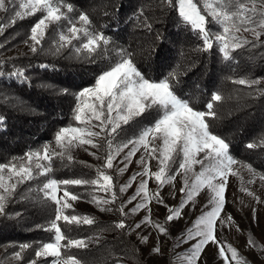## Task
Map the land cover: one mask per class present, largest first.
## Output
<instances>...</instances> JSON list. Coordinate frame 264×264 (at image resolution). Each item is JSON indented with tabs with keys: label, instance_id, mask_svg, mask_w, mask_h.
Instances as JSON below:
<instances>
[{
	"label": "trees",
	"instance_id": "16d2710c",
	"mask_svg": "<svg viewBox=\"0 0 264 264\" xmlns=\"http://www.w3.org/2000/svg\"><path fill=\"white\" fill-rule=\"evenodd\" d=\"M73 8L71 18L86 13L96 31L109 39L94 53L80 47H63L56 50L52 44L57 31L48 32L45 46L35 54L22 58H0V163L20 161L26 153L39 151L53 141L55 132L68 127L74 117V93L93 85L97 74L117 61L124 52L131 53L138 69L151 80L164 79L176 73L172 80L174 90L195 109L207 112L206 104L213 93L222 96L213 102L215 117L206 116L212 131L230 145V154L259 176L264 174V146L249 149V143L264 140V41L250 40L246 46L230 51L226 60L220 45L213 40V48L205 50L203 41L179 16L175 7L163 0H64ZM200 6L203 8L201 0ZM208 29L216 25L209 17ZM55 28V26L53 27ZM253 44L255 46H253ZM46 66V67H45ZM19 73H23L20 75ZM260 79L261 84L252 88L233 83L237 79ZM68 89L65 94L62 90ZM157 117L155 108L146 110L117 133L106 136L101 145L102 161L108 151L105 140L116 146L139 136L143 129L152 126ZM177 155V162L181 160ZM48 178L72 179L95 177L98 169L72 158L55 157ZM178 164L171 165L173 175ZM113 177L116 201L113 218L96 213L65 209V214L88 216L94 224L68 225L61 221L62 230L74 239L101 238L92 247L71 248L70 254L83 264H146L137 244L130 236V222L117 209L123 205L117 173L108 169ZM46 178L36 170L34 178L20 183L6 204V215H0V264H25L36 259V264L47 262L34 255L41 242L51 233L38 226H46L54 215L55 205L39 191ZM69 192L83 199L93 197L94 186L68 185ZM123 220L125 229L115 227ZM249 240L260 246L252 233ZM21 244L31 247L22 252L23 260L11 259ZM14 260V261H13ZM173 264L172 260L169 261Z\"/></svg>",
	"mask_w": 264,
	"mask_h": 264
},
{
	"label": "snow or ice",
	"instance_id": "6c2138e0",
	"mask_svg": "<svg viewBox=\"0 0 264 264\" xmlns=\"http://www.w3.org/2000/svg\"><path fill=\"white\" fill-rule=\"evenodd\" d=\"M163 3L175 7L182 20L197 32L203 41L205 50L213 48V40L218 42L220 51L226 60L231 59L230 51H235L243 47L249 41L242 40L238 33L250 32L255 40L259 41L261 35H264V0H205L203 8L199 0H163ZM6 4L14 7L11 11L14 18L23 19L27 16L40 13L38 21L29 29V39L33 42L30 50L33 53L38 51L37 46H41L42 41L48 34L47 30L51 24H58L62 20H67L66 29L62 28L57 35L56 50L71 45L74 40L83 42L80 48L88 53H94L101 45L109 44V39L102 33L89 31L87 26L91 25V20L86 13H79L74 19L65 16L63 8L72 12L70 4L64 0H21L17 5L16 0H0V11H10ZM22 11L15 10V7ZM211 20L221 26V31L215 36L210 34L208 25ZM10 22L15 23V19ZM79 24L85 27L77 26ZM2 31V29H0ZM253 46H255L253 44ZM123 55L110 64L107 68L100 71L95 77L94 83L90 87H85L74 93V120L79 125L86 127H62L54 134V143L56 149H50L45 145L39 151H30L20 158V162L15 160L0 163V215H6L5 207L10 197L15 193L19 183H23L34 178V169L40 176L46 179L42 182L39 191H41L46 200L52 201L55 205L54 215L42 230L50 232L52 235L46 242H41L34 251L36 258H53V264H83V262L70 254L71 248H86L87 245L82 239H74L67 235L60 225L63 221L68 225L81 223L92 225L93 218L88 216H77L65 214V209L71 207L68 200L76 201L81 197L76 193L69 192L67 187L63 188V196H59L61 186H95L98 190L105 193H111L109 199H97L93 197L98 206L114 204L116 201V192L114 191L113 177L105 171H99L95 177H78L72 179H54L48 178L52 171V162L55 157L64 158L68 150L75 144L91 145L93 148H103L104 145H98L94 141L101 136V133H107L108 136L117 133L121 125H127L136 117L141 116L146 109L155 108L157 117L151 127L143 129L138 137L128 139L123 144L116 146L107 139L108 151L104 157L105 169L113 167V160L123 149L127 148L124 159L131 161L139 148H143L147 156L157 159L159 170L152 174L158 186H162L166 180L174 179L175 175L183 172L185 175L192 171L193 164H201L202 171L196 176L193 184L185 181V187L181 188V193L187 201H191L203 187H207L211 193L212 208L205 214H202L195 222V231L192 238L201 239L195 245V251L191 254L189 264L199 258L204 246L209 243L216 244L219 255L223 257L226 264L236 261V264H247L242 258H239L238 252L231 245L221 244L215 235L216 222L220 217L225 205V191L227 187V177L229 174L235 175L232 166L237 164V160L230 154L229 143L218 134L212 131L211 125L205 119L206 116L215 117L212 111L213 102H220L222 96L219 93H213L211 100L206 104L207 112L195 109L190 102L178 96L174 90L172 80L176 73H169L167 77L160 80H151L138 69L132 59V54L121 50ZM46 67V66H45ZM23 75V73H19ZM233 83L252 88L261 84L260 79H237ZM65 94L68 89L62 90ZM260 91L264 93V88ZM95 121L97 123L93 124ZM91 126V127H87ZM92 128H99V131H93ZM151 140L157 138L162 140V145L157 149L151 144ZM131 145V147H129ZM249 149L264 146V140L259 143H249L246 145ZM159 152V155H157ZM204 153L202 159H196ZM182 154V155H181ZM181 155V160L177 162L175 157ZM69 161L72 159L68 154ZM35 161V163H34ZM208 164L205 166L204 162ZM144 166L142 172L130 177L135 181L136 176L149 177L148 161L143 157L139 161ZM178 164L177 171L169 175L171 165ZM250 171H253L248 165ZM126 170L121 169V171ZM260 179L264 180V174ZM218 181V183H214ZM251 182V181H250ZM131 187V183L120 186L119 191L124 192ZM187 189V190H186ZM246 191V189H243ZM252 195V193H248ZM137 196L141 197V202L130 210L131 214L143 210L154 200L157 204H164L159 191L152 194L149 198L147 191V179L141 181L136 195L128 203H131ZM184 201H182L183 205ZM102 211H111L112 209L101 207ZM122 215H129L124 212L123 205L117 209ZM182 210V209H181ZM180 210L169 208V214L166 217L168 222L178 219ZM231 217H229V220ZM143 223L151 224V209L148 208V215L144 217ZM115 227L125 229L126 224L123 220L117 221ZM135 227H141L137 223ZM163 235L167 229L161 225H154ZM192 231V230H190ZM143 242H147V237H143ZM250 246H254L251 240ZM31 247L29 244H21L20 250L15 253L19 260H23L22 252ZM230 253V258L226 254ZM153 252L159 253L160 249L153 248ZM25 264H36V259H28Z\"/></svg>",
	"mask_w": 264,
	"mask_h": 264
},
{
	"label": "rangeland",
	"instance_id": "374dc122",
	"mask_svg": "<svg viewBox=\"0 0 264 264\" xmlns=\"http://www.w3.org/2000/svg\"><path fill=\"white\" fill-rule=\"evenodd\" d=\"M20 2L21 0H16L17 5ZM201 3L202 6H204L205 0H201ZM6 6L10 11H0V29H2V31H0V58H22L27 55L31 56L35 54L30 50V46L33 42L28 38L30 35L29 29L38 21L41 14L36 13L35 15L27 16L23 19L14 18V13L11 11L14 6L11 4H6ZM15 10L22 11L18 6L15 7ZM62 11H64L67 18H71L66 8H63ZM12 19H15V23L10 22ZM214 23L216 29L212 30L213 36L221 31V26L215 21ZM67 24V20H62L58 24L53 23L50 25L47 33L52 30L57 31L56 36L52 41L53 45H56L55 41L58 33L62 28L66 29ZM54 26L55 28H53ZM77 26L85 27L79 23ZM237 35L240 36L242 40L246 39L249 42L250 40H255L250 32H242ZM47 37L48 34L42 41L41 46H37L38 50L42 46H45V39ZM261 40L264 41V35H261L259 41ZM82 42L83 37L81 40H74L71 45L65 47H79ZM244 46H246V44ZM262 82L264 83V80H262ZM92 123L95 124L97 122L93 121ZM71 124L72 125L70 126L72 127H86L85 125H79L74 120V117ZM123 125L124 124L121 126ZM92 130L99 131V128H92ZM105 136L106 133H101V136L94 142L101 145ZM149 139L151 144L157 149L162 145V140L159 138L155 140H151V138ZM48 146L50 149L59 151V149H56L55 147L54 139L48 143ZM129 147H131V145H129ZM127 151L128 149L125 148L115 156L113 167L110 169L117 173L120 186L126 183H131V187L122 192L124 212L130 213V210L141 202V197L137 196L131 203H128V201L136 195L138 186L144 179H147L149 198L152 197L153 193L159 191L164 201V204L161 205L153 200L147 208L139 210L134 214L130 213L129 215H125L130 222V236L137 244L144 262L146 264H170L169 261L172 260L173 264H189L191 254L195 251V245L201 239L200 237L192 238L195 231L194 222L202 214L207 213L212 208L213 205L210 202L212 193L207 187H203L199 191V195H195L191 201H187L181 193V188L185 187L186 180L188 184L195 183L196 176L202 171L201 164H193L192 171L187 173V175L181 172L180 174L175 175L174 179L170 181L166 180L162 186H158L154 176H152L153 173L159 170L160 165L158 160L148 157L145 150L139 148L129 162L124 159ZM68 154L74 159L95 166L99 171L106 172L108 170L103 167L104 163L102 161L101 148H93L88 144L78 145L74 143V145L68 150L65 158ZM157 155H159V152H157ZM203 156L204 153H200L196 159H202ZM142 157L148 161L149 177L136 176V179L133 182L130 180V177L143 171L144 166L139 163ZM204 164L207 166L208 162L205 161ZM125 165L126 170L121 171V169H125ZM232 171L235 175L229 174L227 177V187L225 191L226 202L223 211L216 222V239L225 246L231 245L235 248L238 252L239 258H242L247 264H264V180L260 179V176L254 171H250L249 167L238 161L237 164L232 166ZM214 183H218V181H214ZM243 189H246V191ZM91 193L93 194V197L97 199H109L111 197L110 192L105 193L97 188L91 190ZM248 193H252V195H249ZM58 195L63 196V186H61V191ZM93 197L90 200L83 198L76 201L68 200V203L71 205V209L96 213L104 218H113V204L98 206L94 202ZM182 201H184L183 205ZM101 207L112 210L102 211ZM148 208L151 209V224L143 223L144 217L148 215ZM169 208L180 210L178 219H174L171 222L166 220V217L169 214ZM229 217H231L230 220ZM137 223L141 224V227L138 229L135 227ZM154 225L165 227L167 229L166 234L162 235ZM249 233L253 234L260 246L254 244V246L249 245ZM143 237H147V242H143ZM100 240L101 238L98 236L84 239L87 247H92L98 244ZM157 247L160 249L159 253L153 252L152 249ZM226 254L230 258L231 254L228 253L227 250ZM10 257L11 259L16 260L17 263L20 262L15 254ZM44 259L48 261L38 264H53V258H40V260ZM121 264L130 263L126 261ZM194 264H226V261L219 255L217 245L209 243L204 246L199 258ZM230 264H236V261L230 260Z\"/></svg>",
	"mask_w": 264,
	"mask_h": 264
}]
</instances>
